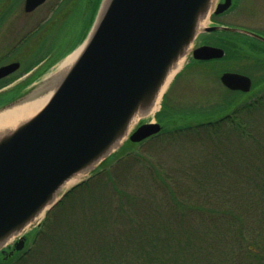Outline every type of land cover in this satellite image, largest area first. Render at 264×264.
Returning <instances> with one entry per match:
<instances>
[{"label":"rangeland","instance_id":"374dc122","mask_svg":"<svg viewBox=\"0 0 264 264\" xmlns=\"http://www.w3.org/2000/svg\"><path fill=\"white\" fill-rule=\"evenodd\" d=\"M93 1L48 0L27 14L25 0H0V67L22 62V68L8 80L18 79L0 90V110L59 72L65 58L44 75L39 73L83 42ZM220 1H215L213 10ZM216 20L227 27L264 33V0H236V6ZM213 22L209 17L202 27ZM211 34L220 41L215 45L227 49V57L197 63L192 61L191 52L186 56L181 73L164 97L162 116L172 117L170 123L164 120L169 132L142 143L127 142L128 153L107 166L109 176L106 173L91 188L68 195L71 190L64 203L48 212L49 221L45 222V217L40 225L27 229L32 242L21 264H103L108 245L114 244L115 253L120 254L117 251H121L122 243L138 238L140 227L144 231L156 227L163 234L176 235L177 240L198 244L199 251L195 250L190 264H258L246 252L230 255L234 234L246 236L247 245L257 253L264 248V174H252V168H257L264 157L252 158L249 148L254 143L242 140L236 131L228 134L232 130L228 125L214 143L207 142L204 130L188 132L186 126L214 121L237 109L240 112L235 115L241 119L248 112L243 106L257 101L250 125L264 127V84H256L254 94L244 95L220 82L223 72L236 70L250 73L261 83L264 62L237 60L224 44L227 39L253 44L252 39L226 32ZM243 56L247 57L246 51ZM45 58L39 69L25 74L27 67ZM31 77L35 82L24 88ZM155 120V116L142 119L131 132L144 121ZM259 142L264 145V140ZM231 147L234 152H230ZM186 212L187 218L181 219ZM202 235L209 241L206 246Z\"/></svg>","mask_w":264,"mask_h":264},{"label":"water","instance_id":"95a60500","mask_svg":"<svg viewBox=\"0 0 264 264\" xmlns=\"http://www.w3.org/2000/svg\"><path fill=\"white\" fill-rule=\"evenodd\" d=\"M46 1L26 0L24 10L31 13ZM214 1H103L81 51L61 78L3 108L50 94L33 117L0 132V251L22 236L21 250L23 234L59 203L69 184L89 176L128 137L140 143L162 131L156 122L131 133L136 118L154 112L200 33H239L264 42L245 29L203 28L212 13L223 14L233 5L224 0L213 11ZM224 56V49L209 45L193 51L194 59L202 61ZM20 68L18 61L0 67V80ZM221 81L233 91L252 89V79L240 73L225 72Z\"/></svg>","mask_w":264,"mask_h":264},{"label":"trees","instance_id":"16d2710c","mask_svg":"<svg viewBox=\"0 0 264 264\" xmlns=\"http://www.w3.org/2000/svg\"><path fill=\"white\" fill-rule=\"evenodd\" d=\"M101 1L102 0L93 1L91 18L89 21V28L93 24L94 18L98 12ZM213 18H216V17H213ZM256 43L257 42H254V41H253V44H251V43L242 42L238 39L236 40L227 39L224 44L226 45V47H228L229 52H232L233 55H235L234 58L238 60L242 58H247V57H244L243 55L248 46L250 47L251 50H253V53L254 52L259 53L260 52L259 47L256 45ZM226 52H227V49H226ZM226 57H227V54L225 58ZM41 60L42 59H39L34 64L27 67L28 69L26 71L31 70L33 67L39 64ZM56 61H57V58L55 59L53 64ZM50 66L45 68L44 71H42L41 73L45 72ZM13 80L14 79L6 80L5 82L2 83V85H0V88L10 84L11 82H13ZM258 100H260L259 102L261 103L263 102L261 98ZM231 103H234V102H231ZM243 107L248 108L247 111L250 112V113L247 112L246 114V117L248 116V118L243 117L240 119L238 116H236L235 113L238 114L240 112V110L237 109L234 112V114H229V113L224 114L222 115V117H219V119H215L214 121H209L207 123H198V124L193 123L192 125L186 126L188 128V132L195 131L196 133H199L200 130L202 129L208 134L207 142L214 143V141H216L215 139L218 138V134L223 133L224 126L228 125L232 129L229 132L227 131L228 134L231 133L232 131H236L239 133L238 135L241 136L240 138H242V140L249 139L252 143H254L249 148L250 155L252 156V158L264 157V145L262 144L258 145V143H260L259 142L260 140H264V127L256 128L250 125V121H251L250 119L254 117L253 110L256 107H258L257 101H254L252 103L247 102V104ZM162 113H159L157 115L159 120L164 122V120L166 119L167 123L172 122V117L164 118L162 116ZM256 118L257 117H255L253 120H255ZM262 120L264 122V119ZM127 147L128 146L126 144L120 151H118L117 153L112 155L109 159L104 161V163L99 167V169L96 170L94 175L89 180L84 181L81 184L77 185L68 195L73 194L76 190H79V189H89L92 187L94 183H96L97 180L98 181L101 180L100 178L102 177V175H105L106 173H108V170L106 169L107 166L114 165L117 161H119L121 158H123L128 153ZM231 148H229V150L231 149L230 152H234L235 148L233 147ZM250 165L252 164H249V166ZM260 173L264 174V160L259 162V166L257 168L256 167L252 168V174L258 176ZM107 175L109 176L110 174L108 173ZM111 180L113 181V179ZM112 181H111L112 183L111 186L114 189H116L118 193L120 194V191L115 186L116 183L114 184ZM261 185H262L261 191H262L263 202H264V181L262 182ZM68 195L59 204L64 203L65 199L69 198ZM106 208H108L107 210H110L113 212V210H111L110 207H106ZM187 211L189 213V210ZM195 212H198V210H195ZM182 216L183 217L185 216V218H187L188 216L187 212H186V215H181V219H182ZM47 221H49V217L46 218L45 222ZM230 227H233V226L230 225ZM154 229L156 232H154ZM154 229H150V230L145 229L146 231H144V228L140 227L138 236H137L138 238H132L131 241L127 243H122L121 251H117V253H120V254L115 253V250L117 247L114 244L108 245L107 249L105 250V253L104 251L100 252V254L104 253L102 255L104 259L103 264H190L192 258H195V253H196L195 250L199 251L198 244L194 245L192 243H189L190 242L189 240H186V241L177 240L176 235L171 236L172 233H170L169 235V234H166L164 231L165 234H163L159 229L156 230V227ZM241 235H239V238H238L234 234V241H233L234 250L232 251L230 257L238 255V254L242 255L243 252H246L247 254L252 255L254 260L258 261V264H264V255L262 254L264 253V248H262V250L261 248H259V250H261L262 253H257L256 252L257 249L251 248L247 245L248 244L246 240L247 237L243 235L241 236ZM203 241H204L205 246L206 244H209V241L206 240L205 235H202L201 237V242ZM217 245H218V242H217ZM120 246L121 245L118 244V248H120ZM214 248H213V251H214ZM187 259H189V261H187ZM230 262L231 261H228L227 264H231ZM90 264H98V263H90Z\"/></svg>","mask_w":264,"mask_h":264},{"label":"bare ground","instance_id":"6f19581e","mask_svg":"<svg viewBox=\"0 0 264 264\" xmlns=\"http://www.w3.org/2000/svg\"><path fill=\"white\" fill-rule=\"evenodd\" d=\"M78 53H79V51H77L76 53H73L67 59H65V61L60 65L59 72H57L52 77L53 78L52 80L54 82L55 81L57 82L61 78V76L68 70L70 65L77 58ZM183 63H184V59L181 61L179 70L182 68ZM177 72H175V74ZM174 75L171 76L169 83H171V80L173 79ZM169 83H168V85H169ZM53 86H55V85H53ZM52 88H54V87H52ZM49 96H50V94L47 95V96L40 97V98H38L36 100L30 101L28 103H25L24 105H19V106H16L14 108H6V109H3V110H0V132L5 130V129L14 128L19 123H21V122L33 117L44 106V104L47 102ZM160 101H161V99L159 100L154 112L160 109ZM138 120L139 119L136 118L134 123H133V125L136 122H138ZM82 179L83 178H79V179L73 180L69 184V187H71L74 184L80 182Z\"/></svg>","mask_w":264,"mask_h":264},{"label":"flooded vegetation","instance_id":"af4514ba","mask_svg":"<svg viewBox=\"0 0 264 264\" xmlns=\"http://www.w3.org/2000/svg\"><path fill=\"white\" fill-rule=\"evenodd\" d=\"M223 1L224 0H221L219 3L223 2ZM226 13L222 14L221 16L225 15ZM218 17H220V15H218L217 18ZM213 24L214 25H220L218 21H214ZM259 34L264 36V33H259ZM250 38H252V37H250ZM252 39H254L255 40L254 42H257V44L260 45L261 48L259 47V51H260L259 53H255V52L253 53V50H251L250 47L248 46L246 49L247 61H251V59H252L255 61H259V62H264V42L257 40L255 38H252ZM204 45H211V46L218 47L217 45L214 44L213 40L210 38V33L200 34L199 37L196 39L194 45H193L194 46L193 50L198 48V47L204 46ZM214 61H217V60L199 61V62L200 63H211ZM252 69H253V67H252ZM240 73L245 74L252 79V82H253L252 90H253L254 85L257 83L254 76L251 75L250 73H246V72H240ZM261 73H264V70ZM261 78H262L261 84H264V75H262ZM30 244H31V242H30L29 238L27 237L25 244L23 245V250H18V247L21 246V244L19 243V239L14 240L4 250L0 251V264H21L24 260V257L28 254V252H26L25 250H26V248L28 249Z\"/></svg>","mask_w":264,"mask_h":264}]
</instances>
